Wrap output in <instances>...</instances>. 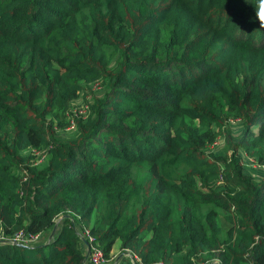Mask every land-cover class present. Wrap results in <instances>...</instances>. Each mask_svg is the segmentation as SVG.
Segmentation results:
<instances>
[{
  "label": "trees",
  "instance_id": "trees-1",
  "mask_svg": "<svg viewBox=\"0 0 264 264\" xmlns=\"http://www.w3.org/2000/svg\"><path fill=\"white\" fill-rule=\"evenodd\" d=\"M245 156L264 163V0H0V231L48 236L0 240V264H94L88 241L109 262L119 239V264H264Z\"/></svg>",
  "mask_w": 264,
  "mask_h": 264
},
{
  "label": "rangeland",
  "instance_id": "rangeland-1",
  "mask_svg": "<svg viewBox=\"0 0 264 264\" xmlns=\"http://www.w3.org/2000/svg\"><path fill=\"white\" fill-rule=\"evenodd\" d=\"M99 84H96L95 86V91H98V93L101 91L99 88ZM83 99L80 98L79 100L76 101V110L79 108L80 110L82 109L81 107H79L82 103H83ZM242 123L240 120L237 121H231V126L234 129L235 132H240L242 130ZM75 127L70 125L64 129H57V137L60 139H65L68 138L69 136L73 135L75 133ZM222 137H219L218 140L216 142H214L212 145H210L208 147V150H219L220 147L222 146ZM26 153H33L35 154L37 157L33 158V162H40L41 160H43V158L45 157L44 155L41 157H38L39 154H41V150L40 149H35V148H29L25 151ZM244 165L246 168L247 172H250L251 174H253L255 177L257 178H262L264 176V168H254L257 167L258 164L257 162H253V166H252V159L251 156H245L244 158ZM223 224L226 226V222L223 221ZM120 245H121V240H117V242L114 245V249H113V258L111 260H109V264H119L120 262H122L120 259L122 260H127L130 254L129 250H126L124 252H120ZM88 252H90V249L88 250ZM108 262V261H107Z\"/></svg>",
  "mask_w": 264,
  "mask_h": 264
},
{
  "label": "built area",
  "instance_id": "built-area-1",
  "mask_svg": "<svg viewBox=\"0 0 264 264\" xmlns=\"http://www.w3.org/2000/svg\"><path fill=\"white\" fill-rule=\"evenodd\" d=\"M80 112L84 111V108H82L81 110H79ZM239 119H231V121H237ZM252 159V166H253V162H257L258 166L254 167V168H264V163L260 162L257 160V158L255 156H251ZM84 235L88 236L90 239L93 240V236L91 235L90 231L88 229H85L83 232ZM48 236L44 233V232H38V233H32V234H26L24 231H19L17 233L14 234H5L2 231H0V240H10V241H19L21 243L24 244H33L36 242H40L43 241L47 238ZM86 246L88 247V249H90L89 253V258L90 261L94 264H109V262H107L108 260L104 257L103 251L102 249L95 245L93 243V241H88L86 242Z\"/></svg>",
  "mask_w": 264,
  "mask_h": 264
},
{
  "label": "water",
  "instance_id": "water-1",
  "mask_svg": "<svg viewBox=\"0 0 264 264\" xmlns=\"http://www.w3.org/2000/svg\"><path fill=\"white\" fill-rule=\"evenodd\" d=\"M55 231H56V226H55L54 229L52 230V235H54ZM15 243H18V244H21V245H25L24 243H21V242H19V241H15Z\"/></svg>",
  "mask_w": 264,
  "mask_h": 264
}]
</instances>
